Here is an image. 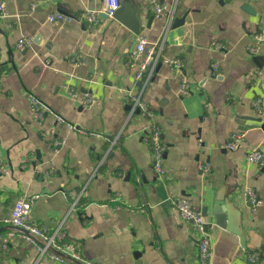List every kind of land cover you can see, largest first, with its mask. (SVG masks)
Instances as JSON below:
<instances>
[{
  "label": "crops",
  "instance_id": "1",
  "mask_svg": "<svg viewBox=\"0 0 264 264\" xmlns=\"http://www.w3.org/2000/svg\"><path fill=\"white\" fill-rule=\"evenodd\" d=\"M123 1L115 16L90 23L83 9H103L104 0H4L0 220L17 198L35 194L30 220L61 224L96 264H197L191 223L174 204L185 196L204 211L209 264H246L252 251L264 264V164L246 158L253 147L264 153V101L260 110L253 105L264 95V0ZM155 2L167 12L155 15ZM57 9L76 19L49 20ZM23 34L30 43L18 49ZM140 36L159 55L144 82L135 78ZM250 45L258 46L255 54ZM85 91L93 95L88 104ZM30 94L48 108L41 119ZM134 96L149 116L134 107ZM152 123L166 146L162 175L150 153ZM234 131L244 142L225 149ZM248 189L260 199L254 207ZM221 197L226 215L218 222L213 207ZM0 264L67 263L39 256L21 229L2 221Z\"/></svg>",
  "mask_w": 264,
  "mask_h": 264
},
{
  "label": "built area",
  "instance_id": "2",
  "mask_svg": "<svg viewBox=\"0 0 264 264\" xmlns=\"http://www.w3.org/2000/svg\"><path fill=\"white\" fill-rule=\"evenodd\" d=\"M105 7L92 8L85 7L82 11V18L90 23L98 22L102 14L108 17H113L116 9L120 6V0H104ZM34 6V5H33ZM152 11L155 15H162L167 12V5L164 3L155 2L152 6ZM7 15V8L4 0H0V19ZM51 21L59 20H74L76 17L61 9L54 10L47 15ZM262 37L257 35V39ZM30 43V37L23 34L16 41V48L23 49ZM216 48H222L219 42L213 43ZM258 49L256 45L249 46V52L255 54ZM135 56L140 57L138 70L135 78L139 82H144L149 79L154 65L158 62V53L155 44L148 43L144 37H138L135 45ZM168 64L175 67L177 70L182 69V62L177 58L164 59ZM217 63H212V69L216 70ZM180 92L187 94L190 92V86L186 77L183 75L180 79ZM76 94V92H75ZM84 104H88L93 100V95L89 92H84L82 95ZM134 107H138L145 115L149 116V111L146 106L139 101V96L133 97ZM264 101V95L258 96L254 99L253 105L260 110ZM29 102L32 113L35 118L41 119L48 108L44 103L35 97L29 95ZM134 109V108H133ZM70 128H75L74 125H69ZM150 153L152 156L153 168L158 175L164 173L162 164L163 155L165 151V143L162 137V130L159 125L153 124L150 126ZM244 142V133L234 131L230 133L229 138L223 143L222 147L228 150H234L240 147ZM249 162H257L264 164V153L257 147L251 148L246 155ZM202 171L209 170V164L206 162L199 163ZM75 193V192H74ZM35 194L30 196H22L13 203L11 213L8 218L1 219L0 222H8L15 227L21 229L22 237L30 244H32L38 255H47L57 261L66 262L67 264H96L92 260L84 257L81 251V244L79 241L69 238L65 229L61 224L54 227H48L45 224H39L31 221L29 218L30 209L36 199ZM246 198L248 202L254 207L260 203V199L253 189L246 191ZM116 198H111L114 201ZM175 207L181 218L190 221L197 244V264H209L211 257V237L208 230L205 228V220L202 212L191 204L190 200L185 196H178L174 199ZM117 206V205H116ZM5 246V245H4ZM246 264H257L259 260V252L252 251L247 255Z\"/></svg>",
  "mask_w": 264,
  "mask_h": 264
},
{
  "label": "water",
  "instance_id": "3",
  "mask_svg": "<svg viewBox=\"0 0 264 264\" xmlns=\"http://www.w3.org/2000/svg\"><path fill=\"white\" fill-rule=\"evenodd\" d=\"M123 2H124L123 0H120V6L116 9L114 16L116 15L117 11H119V9L121 8ZM217 200L218 201L215 203V206L213 207V212L216 214L215 215L216 220L218 222H223L225 219V215H226V207L225 205L224 207H222V204H224V200L222 197L218 198ZM202 214L204 216V211H202ZM214 250L216 251V249H213V252Z\"/></svg>",
  "mask_w": 264,
  "mask_h": 264
}]
</instances>
